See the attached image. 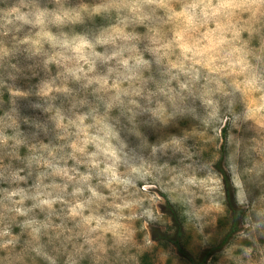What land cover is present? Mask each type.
Listing matches in <instances>:
<instances>
[{
	"label": "rangeland",
	"instance_id": "obj_1",
	"mask_svg": "<svg viewBox=\"0 0 264 264\" xmlns=\"http://www.w3.org/2000/svg\"><path fill=\"white\" fill-rule=\"evenodd\" d=\"M169 204L264 264V0H0V264H191Z\"/></svg>",
	"mask_w": 264,
	"mask_h": 264
},
{
	"label": "trees",
	"instance_id": "obj_2",
	"mask_svg": "<svg viewBox=\"0 0 264 264\" xmlns=\"http://www.w3.org/2000/svg\"><path fill=\"white\" fill-rule=\"evenodd\" d=\"M225 139H226V135H225ZM224 154H225V145L223 146L221 158L217 163V169L221 173L223 178L225 196H226V206L229 213L231 214V228L230 231L225 235V238L222 240L220 247L224 243H226V241L232 235V233H235L238 230L239 219L244 212L243 209L240 206H238L236 203L235 191L231 182V178L221 166ZM167 209L169 210V214L171 215V218L175 222L176 233L172 237V240L173 243L177 246L180 254L191 264H206L209 258L212 257L213 254L215 253V249L204 251L198 258H196L193 254L189 253L188 251H186L182 247L180 241L183 231H182L181 222L179 220V216L171 204H169V207H167Z\"/></svg>",
	"mask_w": 264,
	"mask_h": 264
}]
</instances>
